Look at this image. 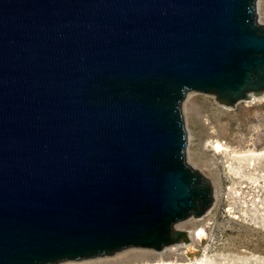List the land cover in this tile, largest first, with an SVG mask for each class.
<instances>
[{
    "label": "water",
    "instance_id": "1",
    "mask_svg": "<svg viewBox=\"0 0 264 264\" xmlns=\"http://www.w3.org/2000/svg\"><path fill=\"white\" fill-rule=\"evenodd\" d=\"M188 91L264 93L256 0H0V264L187 242Z\"/></svg>",
    "mask_w": 264,
    "mask_h": 264
},
{
    "label": "rangeland",
    "instance_id": "2",
    "mask_svg": "<svg viewBox=\"0 0 264 264\" xmlns=\"http://www.w3.org/2000/svg\"><path fill=\"white\" fill-rule=\"evenodd\" d=\"M256 14L264 25V0H256ZM180 108L186 163L212 187V205L205 213L175 224L188 241L160 251L130 247L54 264H264V96L228 106L215 95L188 91ZM236 194L247 202L243 219L226 210L232 200L237 203ZM256 196L260 207L254 214L250 200ZM205 246L208 251L202 256Z\"/></svg>",
    "mask_w": 264,
    "mask_h": 264
},
{
    "label": "built area",
    "instance_id": "3",
    "mask_svg": "<svg viewBox=\"0 0 264 264\" xmlns=\"http://www.w3.org/2000/svg\"><path fill=\"white\" fill-rule=\"evenodd\" d=\"M262 179L264 180L263 177H262ZM257 186H258V185H257ZM236 197H238L237 194H236ZM230 201H231V200H230ZM236 202H237V203H233V200H232L231 202H229L228 208H226V210H230V212H231L232 214H234V216H235L236 218H238V217L240 216V217H242V219H243V217H244V213H245L244 211H245V209H246V203H247V202H244L243 197H242V198H239V197H238ZM250 203H252V204H251V206H252V210H253V212H254V214H255V212H257V209H256V208L259 209V207H260L258 196H256L254 199L252 198V200H250ZM200 231H201V233H203V228H201ZM207 249H208L207 246L201 248L202 256H205V255H206V253H207V251H208Z\"/></svg>",
    "mask_w": 264,
    "mask_h": 264
},
{
    "label": "bare ground",
    "instance_id": "4",
    "mask_svg": "<svg viewBox=\"0 0 264 264\" xmlns=\"http://www.w3.org/2000/svg\"><path fill=\"white\" fill-rule=\"evenodd\" d=\"M264 96V93H262V94H260V95H253V94H251L250 96H249V99H256V98H261V97H263ZM216 148L217 149H221V144H219V143H217L216 144ZM263 153H264V151H263ZM251 154V153H250ZM164 262H162V263H158V264H163ZM177 264H201V260H197V261H194V262H192V261H189V262H184V263H177Z\"/></svg>",
    "mask_w": 264,
    "mask_h": 264
}]
</instances>
